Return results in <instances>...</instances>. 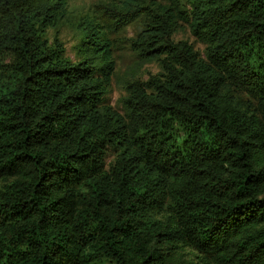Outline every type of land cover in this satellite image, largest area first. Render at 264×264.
Returning a JSON list of instances; mask_svg holds the SVG:
<instances>
[{
	"label": "trees",
	"instance_id": "trees-1",
	"mask_svg": "<svg viewBox=\"0 0 264 264\" xmlns=\"http://www.w3.org/2000/svg\"><path fill=\"white\" fill-rule=\"evenodd\" d=\"M77 1L0 0V264H166L183 243L264 264V0ZM137 18L163 79L129 86L125 123L108 36ZM64 26L78 62L44 38Z\"/></svg>",
	"mask_w": 264,
	"mask_h": 264
},
{
	"label": "rangeland",
	"instance_id": "rangeland-1",
	"mask_svg": "<svg viewBox=\"0 0 264 264\" xmlns=\"http://www.w3.org/2000/svg\"><path fill=\"white\" fill-rule=\"evenodd\" d=\"M96 0H78L75 3L77 11L86 9ZM179 28L172 36V42H184L191 46L197 53L198 57L205 61V46L195 38L188 23L180 21ZM146 25V20L137 18L121 28L115 34H109L112 43L111 56L114 62L113 73L110 77L109 84H105L106 95L104 97V107L112 110L127 123L129 115L124 100L128 95V88L132 84L149 86L152 78L163 79V70L161 61L164 56L155 57L156 53H144L133 44ZM44 38L48 45L61 51L62 57L71 63L78 62L81 55L78 52L80 35L70 26L48 28L44 33ZM149 50H152L150 48ZM11 65V58L7 51L0 50V76L4 75ZM104 84V82H103ZM235 97L245 102L250 110L254 109L255 102L249 96L239 92L234 94ZM114 160L113 152H109L105 158L107 167ZM1 187V184H0ZM104 264H110L105 262ZM166 264H213L211 259L198 253L192 246L187 243L179 245L176 253L167 261Z\"/></svg>",
	"mask_w": 264,
	"mask_h": 264
}]
</instances>
